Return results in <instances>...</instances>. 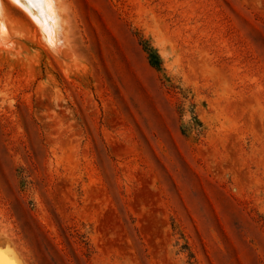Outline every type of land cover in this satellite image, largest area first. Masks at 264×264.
Instances as JSON below:
<instances>
[{
	"label": "rangeland",
	"instance_id": "374dc122",
	"mask_svg": "<svg viewBox=\"0 0 264 264\" xmlns=\"http://www.w3.org/2000/svg\"><path fill=\"white\" fill-rule=\"evenodd\" d=\"M0 1V264H264V0Z\"/></svg>",
	"mask_w": 264,
	"mask_h": 264
},
{
	"label": "bare ground",
	"instance_id": "6f19581e",
	"mask_svg": "<svg viewBox=\"0 0 264 264\" xmlns=\"http://www.w3.org/2000/svg\"><path fill=\"white\" fill-rule=\"evenodd\" d=\"M14 1L16 2V0H13V2ZM18 4L21 5L23 8H25L31 14V16L34 18L36 23L39 25L40 30L43 31V33H45L47 35H51V36H49V38L52 37L53 33L51 34V32L54 30V27H56L58 25V23H59L58 14L56 12L57 11L56 8L58 6L55 7L54 0H49V2L46 3V4H41V3L38 2V0H37L36 3H29L28 0H20V2ZM2 10H3V6H2V3L0 1V26L2 27V28L0 27V30L3 29V26L1 24V19H2L1 18V15H2L1 13H2ZM59 29H61V28L60 27L59 28L56 27L57 31H59ZM55 35H57V34H55ZM47 37L48 36H46V38L45 37L44 38L48 40ZM51 39L53 40V38H51ZM9 261H7V262H9Z\"/></svg>",
	"mask_w": 264,
	"mask_h": 264
},
{
	"label": "snow or ice",
	"instance_id": "6c2138e0",
	"mask_svg": "<svg viewBox=\"0 0 264 264\" xmlns=\"http://www.w3.org/2000/svg\"><path fill=\"white\" fill-rule=\"evenodd\" d=\"M16 2L19 3L20 0H16ZM28 2H29V3H36L37 0H28ZM38 2L41 3V4H46V3L49 2V0H38Z\"/></svg>",
	"mask_w": 264,
	"mask_h": 264
}]
</instances>
